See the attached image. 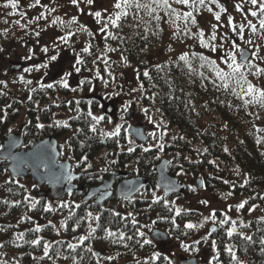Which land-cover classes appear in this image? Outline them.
<instances>
[{
  "label": "trees",
  "instance_id": "16d2710c",
  "mask_svg": "<svg viewBox=\"0 0 264 264\" xmlns=\"http://www.w3.org/2000/svg\"><path fill=\"white\" fill-rule=\"evenodd\" d=\"M231 1L233 3L230 5V8L224 7L226 11L221 13L220 21H216L213 16V19L219 25L221 23V25L226 26L224 32L221 33L219 30L216 32L217 39L213 43L217 44V46L223 44L224 49L229 47L233 35L231 31L232 26L228 24V17L230 16L232 17L233 24L237 27L241 24L245 25V39H251L255 45H258L260 47L259 55L264 57V30L259 29L258 17L251 16L249 10L244 7L245 5L241 1ZM20 2H25V0H20ZM141 2L150 3V0H141ZM237 3L241 5L243 11L237 10ZM248 3L253 8L250 0H248ZM27 4L25 3L24 5ZM176 6L178 5L173 4V7L176 8ZM210 6H213L214 12L219 11L216 5ZM0 9L3 12V8ZM4 10L7 12L8 10L12 11L11 9ZM178 10L181 12L182 10L187 11L189 9L180 5ZM113 11L108 12L111 13ZM202 13L209 14L210 12L206 8H202L199 14ZM51 14H45L47 16L46 20L41 19L28 24V30L27 28L22 29L18 25L8 27L7 23L4 22L7 20V16L4 14L0 16V45L6 47L5 52L3 48H0L2 49L0 50V66L2 65V60H4V64H7V67L13 62L8 59L14 57L18 49L9 47L7 50L10 43H22L20 37L26 33L28 36L27 43L30 42V45L46 36L49 37L50 41H45V43L38 47L48 46L49 53L57 55L55 61L48 62L49 56L44 59L45 62H48V65L50 64L56 68L54 65L60 59L59 56L62 51H65V55L69 50L73 51L76 49L77 54L79 53L84 59L85 63L79 65L81 68V77L78 78L80 79L79 87L76 86V91H72L70 86L67 89L56 86L53 89L46 90H41L37 86L35 87V92H31L30 89L21 98L18 96L12 98L8 94L0 95V118H3L0 119V141L9 133L8 129L13 123L20 118H24L25 124L21 130V134L24 139L23 146L26 149L36 141L49 135L56 138L67 137V154L72 161L73 170L75 172L86 171L82 178H80L79 183L85 184V182H89L93 184L95 179L96 182L100 181L98 177L108 175L107 171H92V169L87 168L88 164L97 160H104L109 170L120 169L125 164L129 165V163H132V166L129 167V174L143 176L149 181L145 189V192L149 193L148 199L140 198L123 203L113 194L111 201H115L118 204L119 211L122 210L120 216H113V211L111 210H97L92 203H82L77 198L67 201L70 205L69 208L61 209L59 208V203H55L56 210L59 211L62 217L60 225H57L59 228L56 227V229L67 236L74 235L75 233H77L76 236H79L78 234L88 232L90 223L95 227V222L86 219V214L90 211L94 216L99 215L101 217L99 221L100 226L93 234V239L106 237L105 228L117 232V237H114L115 239H118L119 232L123 231L126 236H133V239H125L124 241L114 240L115 242L108 239V242L111 241L109 242L110 247L114 249L120 245L124 249L125 244L127 247L130 245L129 258L134 253H143L144 255H140V259H142L147 253L145 250L148 244L141 247L137 241L142 242L147 237L145 235L144 238H141L136 234V229L139 228L140 222L133 226L131 220L132 216L138 218L140 215H150L155 226L167 231L174 242L189 245V250L186 252L190 253V255L194 254L195 249L204 248L205 244L208 243L212 257L218 253L219 264H237L236 261L231 259L228 252L225 251L226 247L229 246L233 248L238 260L242 264H264V244H261V240H264V220H261V217H264V200L259 198L260 196H264V107L258 104L245 106L243 99L232 93L231 89L233 87L236 88L237 93L241 91L240 86L235 83V80L230 81L229 89L225 90L219 86L221 82L216 78L211 67L199 59V55L202 54L211 60H216L220 67L228 71L227 66L222 64L218 58L223 55V49L212 52L207 48H202L199 42L194 40V50L184 51L189 53V62L185 64L178 59L184 52H181L179 55L173 53V45L164 42V33L160 27V21L157 22L149 17L144 10L139 11L137 20H133L130 14L126 21H122L124 24L122 28L109 29L114 34L124 37L123 40L109 39L107 41L104 40V34L96 30L91 31L94 33V38L90 37L87 32H77L74 26L67 24L70 21L68 19L63 27L59 24L52 25V19L65 15L55 16V14ZM158 14L164 19L171 21L163 11H159ZM210 14L212 15L213 13ZM50 16L52 19H50ZM35 17L37 16H27L25 21L21 19V22L22 24H27L28 20ZM139 18H142L143 23L139 22ZM248 21L257 25L258 31L256 34H253L247 27ZM128 25L135 26L130 27ZM33 26H36L35 31H40L39 37L33 33L35 31H31ZM183 27L184 23L181 24V29ZM146 29L147 31H145ZM52 31H54L53 37L56 40L57 37L64 35L68 31L75 32L76 35L71 37L69 44H60L59 48H55L53 40L48 35ZM55 32L58 34L55 35ZM211 34L206 35L205 39H208ZM81 39L83 45L75 47L78 42H81ZM190 39L181 36L180 39H176L175 41L183 43L185 40ZM89 42L93 45L92 55L81 51ZM238 42L242 48L250 51L254 50L253 45H247L243 41ZM105 43L109 47L116 49V51H100L104 49ZM51 44L53 45L51 46ZM169 46H171V50H169ZM192 53H196L197 55L193 56ZM97 56H100V59H97L96 63L93 64L92 61ZM122 57L126 58V60L122 59ZM105 59L108 62L107 66L104 63ZM70 61H72L71 64H67H70V68H73L75 60L71 59ZM255 63L259 64L260 67H264V61L257 60ZM202 64L204 65L203 67L201 66ZM157 65L160 67L158 68ZM125 66H130L131 68L130 77L133 79V88L137 89L135 91L136 102L142 109H148V116H154L155 121L161 123L160 131L166 129V133L171 135L169 140L163 142L166 145L163 152H159L155 147L148 152H143L140 147H136V150L129 154L127 153V148L130 145L128 144L124 130H122L119 137V143L116 142V139L101 137L98 129L99 126H97V133L90 131V125L93 122L87 116V113L89 110L94 113L98 109L99 104L94 99H86L85 96L92 91L95 79L97 78L96 71L99 70L102 77V79L97 78V80L100 79L102 83L107 81L108 84L115 76L117 70ZM65 68L66 66L64 67L60 64V67L54 70L59 72ZM68 70L63 74L68 73ZM145 71L149 73L150 79L143 75ZM243 71L248 81L258 87H264V76L252 75L253 70L249 69H244ZM109 72L111 75H109ZM13 77L16 79L19 76L18 74L14 76L13 73L12 79ZM69 77H67V80L70 79ZM81 80L90 81V83L85 82L81 85ZM140 85H143L142 90H140ZM246 87L247 85L245 84L244 88ZM0 92L5 93L1 87ZM29 95L32 97L31 100L28 99ZM247 98L244 97V99ZM58 99H62L63 101H59ZM77 101H79V105L76 104ZM7 105H11V107L8 108ZM59 111H63V113L69 111L71 114L68 121L70 127L56 126L52 118ZM5 112H7L6 117H4ZM37 123H42L45 127L38 129L36 127ZM77 129H80V131L77 132ZM173 136H176L177 139L172 140ZM181 136L184 139H179ZM258 138L261 140L259 144H257ZM205 148L207 152L203 151ZM225 148L228 149L227 152L224 151ZM177 153L180 154L178 157ZM84 155H87V161L81 164L80 167H76L77 162ZM157 156H159V159H156ZM162 157H166L171 161L168 167L169 175L177 176L176 173L180 171V166L182 165L185 174L178 177L199 178L206 185L204 190L212 194L215 199L220 201L228 200L230 202L229 205L233 206V210L228 214H231L230 216L234 215L233 220L237 221V234L228 237L226 229L230 225L221 227L218 224L217 232L212 233L210 236L207 234V240L198 239L196 238L195 229L188 230L184 228L186 223H193L197 217L195 210L182 209V214L175 216L174 208L177 207L176 204H169L168 207H165L162 201L151 204L153 199L152 191L158 192L154 184L155 175L153 167ZM185 157L189 159H185ZM113 159L118 161L114 165L110 164V161ZM137 161L139 162L137 163ZM208 161H215V163L210 164ZM236 169H239V174ZM5 170L6 163L0 160V179L4 180L3 178L6 177L0 186V228L5 229L4 231H0V238L6 236V234L9 235V238L2 242L3 247H0V264H11V262L14 264L17 261L21 264V262L28 260L32 253L42 254L43 245L41 243L40 245L30 243L37 236L35 231H30L29 229L26 232H21L19 226L17 227L13 223H5L3 219L7 216L4 213L7 215H20L25 224L32 226V224H35L32 221L35 220L29 219V213L42 220L47 218L50 212L43 211V207L47 204V202H44V199L37 200L39 203L36 208L30 209L31 201L24 199L27 196L26 188L20 187L21 184L8 176ZM244 179H248L249 184L244 188H240L239 185L243 183ZM224 180L235 184L236 188L232 189L230 184H224ZM230 190L234 191V195L224 198L222 194ZM73 195L71 196L72 198L76 196L79 198L81 196L80 193ZM252 197L256 198L251 199ZM165 199L169 201L174 200L173 198ZM243 199H248L249 205H246L245 209H242L240 212H236L234 206ZM16 201H20V203L16 205L14 203ZM75 203H79L81 207L79 209L75 208ZM150 204L151 207H149ZM251 204H256L259 207L256 211L249 213L247 207ZM226 210L217 209V217L220 218L221 213ZM70 212L73 213L71 218H69ZM129 213L132 216H129ZM174 216L176 224L179 227L174 226L171 222ZM121 217H124V219H121ZM77 220H80L79 227H76ZM65 221L68 225L67 228L61 227V222ZM38 225L41 226L40 233L50 231L53 228V226ZM35 227L36 225L31 229ZM74 227L76 228L75 231L72 230ZM21 233H23V238L18 239ZM239 233L251 236L252 240L243 239ZM102 240H107V238H103ZM102 240L98 241L102 242ZM198 240L200 243L195 244L194 241ZM213 240L216 242V249L212 247ZM69 243L56 241L49 250L50 257L59 261L61 259L72 261L75 262L74 264H92L95 262V258L91 256L92 252L87 250L91 246L87 240L82 245L77 244L75 249H69L67 247ZM115 250L123 251L121 249ZM6 252L13 254L10 257V262L7 261L8 257H4L7 254ZM145 257L148 264H169L168 260L163 261L158 259L157 261H153L150 257ZM51 258L45 257L44 259L49 260ZM211 261L212 264H217V261ZM107 264H114V261H109Z\"/></svg>",
  "mask_w": 264,
  "mask_h": 264
},
{
  "label": "snow or ice",
  "instance_id": "6c2138e0",
  "mask_svg": "<svg viewBox=\"0 0 264 264\" xmlns=\"http://www.w3.org/2000/svg\"><path fill=\"white\" fill-rule=\"evenodd\" d=\"M69 2L73 5L76 6L81 12L83 11V9H80V2L81 0H69ZM84 2L87 5H92L94 4L95 0H84ZM251 5L253 6L252 9H249V14L253 17H258V22H259V29L264 30V0H250ZM173 4L176 5H183L186 8H188V11H184V12H180L177 8L173 7ZM210 5H216V7L219 8V11H213V8ZM20 6V0H5V2L3 4H0V8L3 9H11V12H8L7 15H14L16 14V10L19 8ZM37 6H41V7H47V5H41V0H34V2L32 4H30V7H37ZM202 8H206V10L210 13H213L214 18L216 21H220L221 19V13L225 12L226 9L219 4L218 0H150V3H142L141 0H116V2L113 5V9L114 11L109 13L108 9H102V10H98V11H94V12H89L88 14L93 16L96 20V23L101 25L99 28V32L104 34V40L107 41L109 39L112 40H116V39H120L123 40L124 37L119 36L118 34H114L112 31H110L109 29H120L124 26V24L122 23V21H126L128 16L131 14L133 20H137L138 19V13L141 10H144L147 15L149 17H151L152 19H154L155 21L159 22L163 19V17H161L158 13L159 11H163L164 14L169 17V19L171 20V22L173 24L176 23V21H183L184 23V27L183 29L180 28L179 25H176V31L173 32V37L176 39H180L181 36L185 37V38H192L196 41L199 42V45L202 48H207L212 52H217L219 49H223V55L219 56V60L222 64H225L227 66L228 71H225L222 67H220L217 64L216 60H211L208 57L204 56V55H199V59L201 61H204L205 63H207L212 71L215 73L216 78L221 82V84L219 85L220 87H223L225 90H228L230 87V81L235 80V83L237 85L240 86V93L236 92V88L233 87L232 93L234 95H237L239 98L243 99V103L245 106H248L250 104H258L262 107H264V87H258L254 84H252L250 81L247 80V76L245 75V72L243 71L244 69H249V70H253L252 71V75H261L264 76V67H260L259 64L255 63V61L260 60V61H264V57H261L259 55L260 52V47L258 45H255L253 43V41L251 39H245V25L241 24L239 27H237L236 25L233 24L232 22V17H228V24L232 26L231 31L233 33L232 37H231V43L229 45V47L227 49H224L223 44L217 46V44L213 43L214 41H216L217 39V33H216V28L217 25L213 24L212 25V34L208 39H205V32L202 28L198 27L197 24V19H196V15L199 14L200 10ZM236 8L238 11H243L242 7L240 4L236 5ZM55 8L49 9V12H55ZM135 10V11H133ZM195 13V14H194ZM107 14V15H105ZM25 13L24 12H19V16L21 17V19H23L25 17ZM174 18V19H173ZM41 19L46 20L47 16L45 15L44 12H41L39 16L28 20L27 24H22L21 21L18 19L15 21V24L19 25L20 28H27L28 24H31L33 22L39 21ZM5 23H7L8 21L5 20ZM139 22L143 23L142 18H139ZM52 25H57L59 24L60 26H65L66 22L59 16L55 17L54 19H52L51 21ZM68 25L71 24H78V29L77 32H87L88 35L90 37L94 38V33L91 32L88 27L84 24H79L78 22V18L76 16H73L71 18L70 21L67 22ZM130 27L135 26V25H128ZM192 27H197V31L193 32L192 31ZM247 27L251 30V32L253 34H256L258 29H257V25L252 23L251 21L247 22ZM43 30V29H42ZM7 31V30H5ZM147 31V29L145 30ZM40 31L35 32V35L37 37L40 36ZM76 35L75 32H71L68 31L66 32L64 35H61L59 37H57V40L60 43H56L55 41L54 43V47L55 48H59L60 44H69V41L71 40V37ZM146 38V37H145ZM227 38V37H225ZM238 41H243L245 44L247 45H253V49L254 50H248L246 48H242L241 44ZM92 47L93 45L91 44V42H89L88 44H86L81 51L83 53H87L89 55H92ZM2 50V49H0ZM41 52H43L44 54H47L49 52V47L48 46H42L41 47ZM169 50H171V46H169ZM100 51L102 52H111V51H116V49H113L111 47L108 46L107 43H105L104 45V49H101ZM31 52V49H30ZM193 56L197 55L196 53H192ZM26 59H32V56L29 55L28 57H26ZM57 59V55L53 54L51 56L48 57V62L51 61H55ZM100 59V56H97L95 59H93L92 63L95 64L96 60ZM122 59L126 60V58L122 57ZM179 61L184 62L185 64H188L189 62V53L188 52H184L179 56ZM48 62H44L41 64H37V65H33L32 68H26L25 72H29L32 71L33 69L35 70H39L41 68H47L48 67ZM85 63L84 59L80 56V54L78 53L76 55V60H75V64L73 65V68L76 72H80L81 68L79 67V65H83ZM105 65L107 66V60H104ZM202 67L204 66L203 64L201 65ZM157 67L159 68L160 66L157 65ZM71 75V73H65L64 77H62L59 81H55L53 83H42V82H38L39 84V88L41 90H46V89H53L56 86L62 87V88H69V83L67 80V77ZM109 75H111V73L109 72ZM143 75L145 77H149V73L147 71H145L143 73ZM96 77L97 78H101V74L99 72V70L96 71ZM20 80L26 84V85H31L33 82L31 80H24V77L21 76ZM85 82H89L90 81H85V80H81V85H83ZM3 81H0V84H3ZM104 83L107 85V81H104ZM247 85L246 88H244V85ZM143 89V85H140V90ZM72 91H76L75 88L71 89ZM137 89H133V91H136ZM31 92H35L36 88H32L30 90ZM0 95H6V93L0 92ZM244 97H248L247 99H244ZM28 99L31 100L32 97L31 95L28 96ZM71 103V102H69ZM77 105H79V101L76 102ZM59 106V105H57ZM8 108L11 107V105H7ZM128 109V104H125L124 106V111L126 112ZM78 110V109H77ZM145 115L148 114V109H143ZM7 116V112L4 113V117ZM87 116L91 118V121L93 123H91L90 125V131L93 133H97L98 129H97V125H99L101 123V121L105 120V116L103 115H94L92 113L91 110L88 111ZM78 118V117H77ZM259 118V117H257ZM3 119V118H0ZM123 119V117H122ZM148 121L149 123H154L155 124V128L157 130H159L161 128V123H156L153 118L151 116H148ZM111 122V121H109ZM31 123V122H29ZM56 126H62V127H70V125L68 124L67 121H56ZM25 127H27V125H25ZM36 127L38 129H43L45 127L44 124L42 123H37ZM131 127V126H129ZM122 130L127 131V129H124V125L123 124H116L114 126V128L111 131H103V130H99V134L101 137L105 138V139H116V142L119 143V137L121 136V132ZM77 132L80 131V129L76 130ZM259 131V129H258ZM9 134L12 133V129L9 128L8 129ZM166 129L164 131H162L160 133L159 136H157L156 131L150 132L148 133L149 136H151L153 138V140H157V141H163L164 136L166 135ZM137 135H140L143 138V133L140 132L139 130L137 131ZM177 137L173 136L172 140H176ZM179 139H184L183 136L179 137ZM13 145L16 144L15 141L12 142ZM48 142H43L42 145L36 146L38 151L35 154V159L37 161L36 163V167L37 168H43L45 171V174H47V172L49 171V154L45 151L44 149V145H47ZM67 143V142H66ZM261 143V140L258 138L257 139V144ZM128 144L130 145L127 148V153L131 154L136 150V147H140L142 149L143 152H148L150 151L153 147H155L159 152H163L166 145L165 143H156V144H149L148 147H145L143 144L141 145H135V141L128 137ZM70 146V145H69ZM53 152H55V146H51ZM61 148L64 147V145L60 146ZM200 151V150H197ZM204 152H207V149H203ZM224 151H228L227 148L224 149ZM55 155H63V153L61 152H55ZM177 157L180 155L179 153L176 154ZM6 159L12 160V161H18L20 164H23L24 166H30L28 164V161L18 157V156H13L11 153H9V155L6 157ZM88 157L87 155H84L80 161L77 162L76 167H80L81 164H84L87 161ZM156 159H159V156L156 157ZM185 159H189L188 157H185ZM118 161L113 159L110 161V164L114 165L116 164ZM139 161H137L138 163ZM168 164H171V161L167 162ZM208 163L210 164H214L215 161H208ZM126 167L128 165H125ZM92 165L88 164L87 168H91ZM60 168L62 169V176L64 179H66L69 183L72 180L78 179V177L74 176L72 174V170L71 167L69 165L66 164H61ZM107 167L102 169V171H107ZM7 171V170H5ZM13 171H16V167H14ZM138 171V170H137ZM237 173L239 174V169H236ZM184 173V169L183 166H180V171L176 173L177 176L179 175H183ZM100 179H102V177H98ZM60 177H57V180H59ZM133 182L129 181L128 184L131 185ZM224 184H230L232 189L236 188L235 184H232L230 181L228 180H224L223 181ZM247 184H249V180L248 179H244L243 183L239 185L240 188H244ZM163 189H164V197H161L159 195H157L156 191L153 190L152 191V202L151 204H156V203H160L161 201L163 202L165 207H168L169 204L175 205V201H169L167 199H165V197L168 196L169 192H175L177 190V186L174 182H165L163 185ZM199 186L200 187H206V185L204 184L203 180H200L199 182ZM20 187H24L23 185H20ZM35 187V185H34ZM144 185H140V188H143ZM161 187V185H157V188ZM188 189L190 191H196V187L192 186V185H188L187 186ZM9 191H11V189H9ZM133 191L132 188L128 189V193L127 194H122L123 195V199L125 200H129L130 198V193ZM135 191H139V188L135 189ZM111 193H101L100 194V200H103L105 198L106 195H110ZM69 195H71V189H69ZM234 195V191H228L227 193H223L222 196L224 198L227 197H231ZM256 197H252L251 199H255ZM260 199L264 200V196H260ZM24 199L26 201L30 200V209H34L36 208L37 204L39 203V201L35 200L34 198H30L29 196H25ZM5 203H7V201H5ZM16 205H18L20 203V201H16L14 202ZM201 204L204 205H208L209 201L208 200H202L200 201ZM151 204L149 205V207H151ZM246 205H249V200L248 199H243L241 200L239 203H237L234 208L236 212H240L242 209H245ZM70 205L68 202H61L59 204V208H69ZM74 207L79 209L81 207V205L79 203H75ZM259 206L256 204H251L250 206L247 207V211L249 213H252L254 211L257 210ZM172 210V209H170ZM233 210V206L229 205L226 211H223L220 215V218L217 217V211L215 209H213L210 214L208 216L203 217V220L198 223V224H194L192 222H188L184 225L185 229L188 230H192V229H196L199 227H203L205 222L211 221V223L213 224V227L211 228L210 232H209V236L212 233L217 232V228L215 227V225L218 223L221 227L225 226V225H230L229 227H227L226 229V234L228 237H232L234 234H237V221L233 220L231 218V216L228 214L229 212H231ZM43 211L44 212H54L56 211V209L53 208V206L51 204H46L43 207ZM174 212H175V216H180L182 214V210L179 207H175L174 208ZM113 216H120L119 212H115L113 210L112 212ZM73 215V213L70 212L69 218H71V216ZM129 216H132L131 213L128 214ZM175 216L171 219V222L174 226L179 227L176 224V220H175ZM29 219H31V217H29ZM84 219V218H82ZM86 219H88L89 221L95 222V227L92 226V223L89 224V231L87 233V235H81L77 238L78 240V244H84V242L86 240H88L90 237L93 236V234L97 231V228H99V221L101 219V217L99 215H93L92 212H87L86 214ZM121 219H124V217H121ZM261 220H264V217H261ZM131 223L133 224V226H135L138 222L135 219L134 216H132V220ZM49 224H51V221H49ZM80 225V220L76 221V227H79ZM53 227H55L53 225ZM61 227L63 228H67L68 225L65 222H61ZM5 229L0 228V231H4ZM73 231L76 230V228L74 227L72 229ZM30 231H35V232H40L41 231V226L40 225H36V227L34 229H30ZM104 232L106 234L105 238H114L117 237V232H113L111 229L109 228H105ZM136 234L141 237L144 238L145 237V233L143 231H140L138 228L136 229ZM239 235H241V237L245 240L251 241L252 237L251 236H245L243 233H239ZM23 238V233L20 234V236L18 237V239H22ZM125 239L127 240H132L133 236H126L125 233L123 231H120L118 234V240L119 241H124ZM205 240H207V237H204ZM115 242V241H114ZM33 245H40L41 243V238H37L34 239L30 242ZM137 243L140 244L141 247H143L144 245L147 244H151L152 240L150 239H143L142 242L141 241H137ZM195 244H199L200 241H194ZM261 244H264V240H261ZM0 247H3V244L0 243ZM67 247L69 249H75L77 247V244H72L69 243L67 245ZM125 247H127V245L125 244ZM181 247L185 249V251L189 250V245L183 244L181 243ZM212 247L213 249H216V242L215 240L212 241ZM51 248V244L48 242H45L43 245V252L44 255L42 257H40L39 259H44L45 257L51 258L49 255V250ZM89 252H92V249L89 247L87 249ZM196 251H198V249H195ZM225 251L228 252V254L231 256V259L233 261H236L237 264H242L241 261L238 260L235 251L233 250L232 247H226ZM94 256L98 255L97 253L93 252L92 253ZM160 253L156 252L153 254V256L151 257V260L155 261L158 260L160 258ZM105 259L108 260H112L114 259V257H106ZM165 260H168L169 264H173V261L170 260V258L168 256H164ZM212 260L217 261V264H219V255L217 253V255L212 257ZM145 264H148L147 261H145ZM209 264H212V261H209Z\"/></svg>",
  "mask_w": 264,
  "mask_h": 264
},
{
  "label": "rangeland",
  "instance_id": "374dc122",
  "mask_svg": "<svg viewBox=\"0 0 264 264\" xmlns=\"http://www.w3.org/2000/svg\"><path fill=\"white\" fill-rule=\"evenodd\" d=\"M0 1H1L0 4H2V2L3 3L5 2L3 0H0ZM26 1L28 2H22V4L28 3L22 8V12L26 14L25 17L23 18L24 21L27 16H39L41 12H44L45 14L52 13L51 15L55 14V16L64 14L65 16H59V17H61L65 22H67V19L71 20L73 16H76L78 18L79 24L86 25L90 31H93V30L99 31V28L101 25L97 24L95 18L89 15L88 13L102 10L105 8L108 9V11H112L114 10L113 5L116 2V0H95L94 4L87 5L84 2V0H81L80 9H83V11L81 12L76 6H73L69 2V0H47L46 8L37 6V7H30L31 10L29 9V6L30 4L34 2V0H26ZM42 1L43 0H41V5H46V4H43ZM236 1H241L245 5L244 7L247 10L252 9L250 4L248 3V0H236ZM218 2L219 4H221L223 7L227 9L230 8L231 7L230 5L233 3L231 0H218ZM20 5H21V2H20ZM211 7L213 8V6ZM52 8L56 9L55 12H49V9H52ZM176 8L179 9L180 5L176 6ZM184 11L185 10H182L181 12H184ZM8 12L10 11L8 10ZM69 12L71 13L72 16L70 15ZM0 16H3L2 11H1ZM213 16L214 15L213 14L211 15L210 13L209 14L202 13V14L196 15L198 27L204 30L205 36L212 33L213 24L217 25L216 32L219 30L222 33L226 29V26L221 25V23L219 25V23H217L213 19ZM18 19L21 21V17L19 16H7V21H8L7 26L11 27V26L17 25L15 24V21ZM50 19H52L51 16H50ZM181 24H183L182 21H176V23L173 24L171 21H168L164 18L160 21V27L163 29V33H164L163 34L164 42L171 43L173 45V53L175 55H179L181 52L188 51L190 49L194 50L195 48L194 39L192 38L190 40H185L183 43H179L175 41L176 39L173 37V32L176 31V25H179L181 28ZM71 26H74L76 29H78L79 25L71 24ZM35 29H36V26H33L31 31H35ZM192 31L196 32L197 27H192ZM53 34H54V31H52V33L48 35L51 37L53 42L55 41L56 43H59L55 39V37H53ZM57 34L58 33L55 32V35ZM20 39L22 40V43L20 44L10 43V45L8 46L7 50L9 49V47H12V49L13 48L18 49L16 50L17 52L14 55V57L8 60H11L13 62H20L25 66V68H32L33 65L44 63L45 62L44 59L48 56H51V53L48 52L47 54H44L43 52H41L40 50L41 48L38 47L39 45L45 43V41L49 42L50 41L49 37L45 36L41 40H36L35 43H32V45H30V42L27 43V40H28L27 33L21 36ZM52 45L53 44H51V46ZM81 45H83L82 39H81V42H78L75 45V47H80ZM0 48H3L5 52V49H6L5 46L0 45ZM30 49H31V52H30ZM64 52L65 51H62L61 55L59 56L60 59H58V61L56 62L57 64L54 65L56 68H54L50 64L48 65L47 68H41L38 71L33 69L32 71L25 72V68H24V70L22 69V71L14 73V76L16 74H18L19 76L16 79H14V77L12 79L13 72L7 73L5 71V67L7 64H4V60H2V65L0 66V81H3L4 83L0 84V87L5 91L6 94L11 96L12 98H15L16 96L21 98L25 96L24 94H27L30 89L39 86L37 81L39 79L42 80V77H40L42 76V74L45 76H49L48 80H50L52 76H54L55 80L57 79L60 80L62 77H64L63 73L66 72L67 69H69L68 73H71V75H69L70 76L69 78H72L68 82L70 88L73 89L76 86L79 87L80 79L78 78L81 77L80 72H76L74 68H70L71 66L70 64L72 62L70 60L71 59L76 60L77 50L76 49L73 51L69 50L68 53L65 54L66 56L64 55ZM29 55L32 56V59H26V57H28ZM67 63H70V64H67ZM60 64H62L64 67L66 66L64 70L59 71L62 73L61 74L62 77H59L58 72H56L57 70H54V69H58V67H60ZM130 75H131L130 66H125L117 70L113 79L108 83L109 85L107 84L108 86H106L105 83H102L100 79L97 80L96 78L92 91L88 93V95H86L85 97L86 99H94L95 101L98 102L100 110L97 115L105 116V120L101 122L104 124V126L106 127L108 131H111L116 124H120L121 122L126 121L127 123H131V124L141 123L144 125L145 132L147 134L150 132L156 131L157 136H159L162 131H160V129L157 130L155 128L154 123H149L148 115H145L142 107L136 102L135 91H133V89L135 88H133V79L132 77H130ZM21 76L24 77V80H31L33 83L31 85L24 84L20 80ZM58 100L63 101L62 99H58ZM125 104H128V109L126 111V112H129L128 117L125 116L126 112L124 110L121 111L122 107H124ZM118 115H119V118L118 120H116L115 116H118ZM70 117H71L70 113H67V112L63 113V111H59L58 113L54 114L52 119L56 124V121H67L68 122ZM151 117L155 121V117L154 116H151ZM155 122L158 123L157 121ZM24 124H25L24 118H20L15 123H13L9 128L12 129L13 133L20 134L21 130L24 128ZM170 138H171V135L169 133H167L164 136L163 141L153 140V138L151 137L150 143L148 142L147 144H144V146L148 147L149 144H156L158 142L163 143L164 141L169 140ZM64 141L65 140L62 139V141L60 142V145H64V147L61 149L63 150V152H66ZM93 167H95V165H93ZM180 181L184 183V185L187 184V185H192L196 187V183H195L196 179L181 177ZM21 183L26 187L29 197L34 198V196H36L37 193L35 190H32L33 186H32L31 180L29 178H23ZM196 189L197 190L194 192L188 189L186 193H184L182 196H180L179 198L175 200V204H177L179 208L184 209V210H195V212H197L196 213L197 217L193 221L194 224L200 223L203 220V217L208 216L213 209L215 210L227 209V207L229 206L230 202L228 200L220 201L218 199H215L213 195L206 192L203 189V187H201L200 189L196 187ZM202 200H208L209 204L208 205L201 204L200 201ZM29 216L32 217L33 215L29 214ZM233 217L234 215L231 216L232 219H234ZM236 218L237 217L235 215V219ZM33 219L35 220V222H37L36 224L43 222V221L38 222V219L36 218H33ZM210 225H213V224L211 223V221H208L204 223L203 227H199L195 229L196 236L198 239L203 240L204 237H207L208 227ZM8 238L9 237L7 235L4 237H1L0 243H2ZM51 239L52 241H54L55 239H57V237L56 238L52 237ZM162 252L165 253L166 256H168L169 258L171 259L174 258L176 260H179L180 258L186 257V256L190 257V253H187L184 250V248H182L181 245L178 243H171L170 245H166L163 248ZM6 253L7 254L4 257H8L7 261L10 262V257H12L13 254L11 252L10 253L6 252ZM101 255H104V254H101ZM195 256L198 258V262L200 264H209V261L212 260V253H211L209 244L206 243L204 249L196 251ZM39 260H40L39 257H36L34 255L32 257V260L30 261V264H69L67 262L62 261V259L60 261L52 259L50 261H45V262H41ZM101 263L102 261L99 262V264ZM14 264H20V263H18L17 261ZM21 264H23V262H21Z\"/></svg>",
  "mask_w": 264,
  "mask_h": 264
},
{
  "label": "water",
  "instance_id": "95a60500",
  "mask_svg": "<svg viewBox=\"0 0 264 264\" xmlns=\"http://www.w3.org/2000/svg\"><path fill=\"white\" fill-rule=\"evenodd\" d=\"M140 131L143 133V138L140 135H137V131ZM128 133L133 136L135 140L141 143H145L147 141V136H145L143 129L141 127H131L128 130ZM13 141L16 142L15 145H13ZM43 142H48L47 145H44L45 151L49 154V171L47 174H45V171L43 172L40 171L41 168H37L35 165L37 163L35 159V154L38 151L36 146L42 145ZM22 144V139L19 136L9 134L1 142V150H0V158L2 160L9 161L8 164V171L15 177H21V176H26L27 171L25 168L29 170V173L31 174V177L34 181H37L39 184H42L43 182H46L47 185L50 188V194L49 197L54 199V200H59L61 199L65 193H69V189L72 191L76 190V187L72 184L66 185L67 180L63 178L62 176V169L60 168L61 164H66L67 163H58L59 160V155H55V152L57 151V141L53 137L46 138L35 145H33L28 151H24L23 149L20 151L15 150L20 147ZM55 146V152H53L51 146ZM11 153L13 156H18L21 157L25 160L28 161V164L30 166H24L23 164H20L18 161H12L9 159H6V157ZM168 160L164 159L161 160L153 169L154 173L156 174V186L159 184L161 187H159L163 193V184L165 182H174L177 186V190L175 192H169L168 196L173 195V194H179L183 190V185L178 183V179L170 176L168 174L167 168H168ZM14 167H16V171H13ZM78 177V175H74ZM57 177H60L59 180H57ZM114 175L110 178L109 181H104L99 187L97 188H92L88 191L86 197L84 199H89L92 196L97 195L99 192H104L106 189H109L111 186V181L113 179ZM129 181H132L133 183L131 185L128 184ZM146 185L147 181L141 179V178H130V179H125L121 181L119 184L116 186V195L120 198H123L122 194H127L128 189L132 188L133 191L130 193V197L133 195L137 194L142 188H140V185ZM200 187V186H199ZM139 188V191H135V189ZM83 190V188H81ZM100 197V196H99ZM98 197L97 203L103 202L108 195L105 196L103 200H100ZM211 230V229H210ZM151 237L159 242V243H165L167 241L166 234L159 231V230H153L151 232ZM178 264H197L196 258H183L180 259Z\"/></svg>",
  "mask_w": 264,
  "mask_h": 264
},
{
  "label": "flooded vegetation",
  "instance_id": "af4514ba",
  "mask_svg": "<svg viewBox=\"0 0 264 264\" xmlns=\"http://www.w3.org/2000/svg\"><path fill=\"white\" fill-rule=\"evenodd\" d=\"M45 2H47V0H44ZM42 78H44V79H48L49 78V76H45V77H42ZM54 80V76H52V78L49 80V81H53ZM38 81H40V79L38 80ZM134 124V123H133ZM128 125H130V124H128ZM127 125V126H128ZM126 165V164H125ZM123 166V169H125V170H129V167L130 166H132V163H129V165L126 167V166ZM104 168H106V165L105 164H101L100 166H99V169L102 171V169H104ZM84 172H86V171H81L80 173H82V175L78 178V179H76L74 182H75V184H77L78 185V183H79V180H80V178H82V176L84 175ZM108 173H109V171H108ZM100 177H102V179H100V181L98 182H96V179H95V181H94V183L93 184H90L89 182H85V184H81V183H79L80 185H84L83 187H85L86 189H85V191L82 193H80L81 194V197L83 196V194L86 192V190L88 189V188H90V187H95V186H98L99 184H101L105 179H107L108 177H109V174H108V176H104V175H102V176H100ZM120 178V179H119ZM119 178H117V179H115V181H114V184H115V186H116V184L120 181V180H122V177H119ZM90 184V185H89ZM79 187V186H78ZM42 191H40V190H38V192H37V194L38 193H41ZM42 194H44V192L42 193ZM105 207V206H104ZM103 208V207H102ZM140 231H143L144 232V228L143 229H141ZM103 238H105V237H98V238H96V239H93L92 237L91 238H89L87 241L91 244V246H89L91 249H92V253L93 252H95V253H97L98 255H96V256H94L93 254L91 255V256H93L94 258H95V262L94 263H92V264H99V262H101L102 261V263L101 264H107V262H109V260L108 259H105L106 257H109L110 256V252H108V249H109V247H108V239H110L111 241H114V240H118V239H115V238H107V240H102ZM146 239H150V240H152V243L151 244H148V246H147V248H146V250H145V252H147L146 253V255L145 256H148V257H152L153 256V254L154 253H156V252H159L161 255H160V258H159V260H163V261H167V260H165L164 259V256H166V254L165 253H163L162 251H163V248L166 246V245H170L171 244V242L168 240V241H166L165 243H159V242H157V241H155L154 239H152V238H149V236L146 238ZM90 240V241H89ZM94 240V241H93ZM98 240H102V242L101 241H98ZM48 242V241H47ZM45 243V242H44ZM42 245H44L43 243H41ZM89 244V245H90ZM88 247V248H89ZM101 248H103L104 249V252L105 253H103V251L101 250ZM123 247H121L120 245L119 246H117L116 248H114V249H112V255H113V257L115 256V254H116V257H115V259H118L119 261H115L114 260V264H142L141 263V259H140V255H144L143 253H139V254H133L132 255V257L130 256V258H129V255H130V245L128 246V247H125L124 249H126V250H124V249H122ZM129 248V249H128ZM115 249H121V250H123V251H117V250H115ZM101 254H104V255H101ZM109 255V256H108ZM145 256H143V258H142V260H143V264H145V261L147 260L146 259V257ZM147 257V258H148ZM98 259H100V260H98ZM172 261H173V264H175V262H174V260L173 259H171ZM155 261H157V260H155ZM153 263H155V262H153ZM164 264H166V263H164ZM177 264V263H176Z\"/></svg>",
  "mask_w": 264,
  "mask_h": 264
}]
</instances>
